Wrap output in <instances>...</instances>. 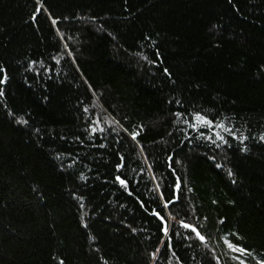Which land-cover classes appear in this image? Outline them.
I'll use <instances>...</instances> for the list:
<instances>
[{"label":"trees","instance_id":"trees-1","mask_svg":"<svg viewBox=\"0 0 264 264\" xmlns=\"http://www.w3.org/2000/svg\"><path fill=\"white\" fill-rule=\"evenodd\" d=\"M0 68V264L264 261V0H0Z\"/></svg>","mask_w":264,"mask_h":264},{"label":"snow or ice","instance_id":"snow-or-ice-1","mask_svg":"<svg viewBox=\"0 0 264 264\" xmlns=\"http://www.w3.org/2000/svg\"><path fill=\"white\" fill-rule=\"evenodd\" d=\"M55 22H56V21L53 20V23H55ZM3 71H4V70H3L2 68H0V72H3ZM165 71H167V70H165ZM4 79H6V77H5ZM3 82H4L3 80H0V83H3ZM0 95H3V92H2V91H0ZM85 111H87V109H85ZM181 115H182L181 113H176V116H177V117H179V116H181ZM193 118H194V120L196 121L195 124H192V125H191L193 128H196L198 125L211 126V124H212V121L208 120L204 115H201L199 112L195 113L194 116H193ZM22 122H25V123H26V121H22ZM186 122H187V121H186ZM216 126H217V127H223V125H216ZM93 131H95V129H93ZM224 131H229V129L224 128ZM137 135H139V133H133V134H132V138H133V139H136V136H137ZM219 139H220L221 141H223L224 138H223V136H220ZM261 139L264 140V136H261ZM169 159H171V158H169ZM230 174H231V173H230ZM116 179L119 181V183L121 184V186H125V187L127 186V182H126L124 179H121L119 176H117ZM179 187H180V185L177 184V185H176V188L178 189ZM177 199H178V197H177ZM171 202H172L171 200L168 201V203H171ZM164 206L167 207V203H166ZM154 215H156L157 217H159L160 220H162V221L164 220V217L161 216L159 212L154 213ZM180 223H181V226H182L183 228H185V229H190L192 232H195L197 238H198L200 241L203 242V241L205 240V237H204L203 235H201V233H200L199 231H197V229H196L195 227H193V226L190 225V224L184 223L183 221H181ZM162 230H163V232L165 233V235L168 234V227H167L166 224L164 225V227H163ZM225 243L227 244V247H228L230 250L234 251V252H240V253H246V252H247L246 249L241 248V247H239V246H237V245L231 243V242L228 241V240H225ZM153 255H154V254H153ZM237 259H239V258H237ZM240 264H244V261H243V260H240ZM260 264H264V261L260 262Z\"/></svg>","mask_w":264,"mask_h":264},{"label":"rangeland","instance_id":"rangeland-1","mask_svg":"<svg viewBox=\"0 0 264 264\" xmlns=\"http://www.w3.org/2000/svg\"><path fill=\"white\" fill-rule=\"evenodd\" d=\"M235 253H238V252H235Z\"/></svg>","mask_w":264,"mask_h":264}]
</instances>
